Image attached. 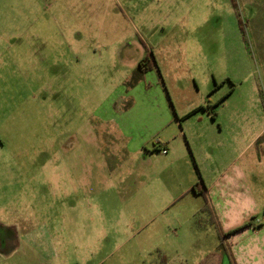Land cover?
<instances>
[{"label": "rangeland", "instance_id": "1", "mask_svg": "<svg viewBox=\"0 0 264 264\" xmlns=\"http://www.w3.org/2000/svg\"><path fill=\"white\" fill-rule=\"evenodd\" d=\"M151 77L206 111L173 166L102 119L158 105ZM193 149L243 170L264 223V0H0V264H198L221 240Z\"/></svg>", "mask_w": 264, "mask_h": 264}, {"label": "crops", "instance_id": "2", "mask_svg": "<svg viewBox=\"0 0 264 264\" xmlns=\"http://www.w3.org/2000/svg\"><path fill=\"white\" fill-rule=\"evenodd\" d=\"M144 56L142 55L141 59ZM151 75H154L152 71ZM151 79L156 87L154 97L159 101L158 105H145L135 109L132 114L128 113L131 119L128 123L116 121L112 116L108 118L106 112L102 119L109 123L108 130L106 129L108 135H114L124 149L139 150L141 145L158 137L159 140L154 143L155 148H165L167 154L164 156L168 165L173 166L187 159L184 156L181 158L177 156L178 146H174V143L176 144L181 138L185 139V136L189 139L190 118L199 111L203 114L206 111L200 108L194 112L174 115L173 109L165 103L164 94L156 82V77H151ZM139 84L141 85L142 81ZM109 127L113 132L109 131ZM189 144L191 146L190 140ZM194 153L196 155L194 158L198 163L200 161L201 165L194 161L197 163L199 172L189 174L192 179L185 192L186 194L192 192L193 186L201 179L198 178L200 177L198 174H201L204 180L201 179L203 185H200V189L206 196L210 207L211 223H213L211 227L215 225L214 227L218 228V235H222V239L219 236L221 241L217 251L203 256L198 264H264V223L262 221L258 224L252 222L261 211L257 207L255 195L248 185L243 170L238 165H234L228 171H219L218 167L211 171L206 166H202L206 158L197 155L195 151ZM197 166H195L196 169ZM192 194L204 199L201 195L193 192ZM199 213L195 211L193 215L196 224L202 220L201 213ZM245 224L249 225L242 230L239 229Z\"/></svg>", "mask_w": 264, "mask_h": 264}, {"label": "trees", "instance_id": "3", "mask_svg": "<svg viewBox=\"0 0 264 264\" xmlns=\"http://www.w3.org/2000/svg\"><path fill=\"white\" fill-rule=\"evenodd\" d=\"M149 69H151V64H150V60L149 57L145 56L143 57L138 66H137V73L139 74V76H137L136 80L140 81L142 79V77L144 76L145 73H147L149 71ZM158 150H160L159 148H157ZM200 185H203V183L199 184H195L192 188V192L197 194V195H201L203 196L204 200H205V207L203 209V213H208L210 215V207L208 206V202L206 200V196L204 195V193L202 192V190L200 189ZM249 224H245L243 225L240 229H242L243 227H247ZM220 238L222 239V235L219 234Z\"/></svg>", "mask_w": 264, "mask_h": 264}, {"label": "built area", "instance_id": "4", "mask_svg": "<svg viewBox=\"0 0 264 264\" xmlns=\"http://www.w3.org/2000/svg\"><path fill=\"white\" fill-rule=\"evenodd\" d=\"M160 151H162V154H163V155L167 154V151H166L165 148H160Z\"/></svg>", "mask_w": 264, "mask_h": 264}]
</instances>
